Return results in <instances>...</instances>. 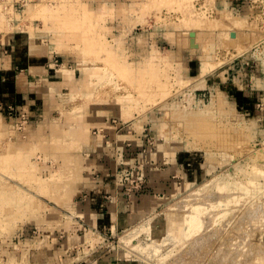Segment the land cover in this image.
Masks as SVG:
<instances>
[{
    "label": "rangeland",
    "instance_id": "rangeland-1",
    "mask_svg": "<svg viewBox=\"0 0 264 264\" xmlns=\"http://www.w3.org/2000/svg\"><path fill=\"white\" fill-rule=\"evenodd\" d=\"M0 16L1 32L22 30L46 47L63 32V46L47 58L49 76L58 73L66 81L64 88L53 87L60 103L50 119L57 129L62 123L76 126L89 109L104 106L108 116L145 130L140 145L131 151L119 148L112 161L122 189H133L136 182L127 180L142 174L159 178L169 165L173 173L165 184L156 180L160 192L143 196L139 207L120 209L119 227H93L82 213L87 203L79 194L66 204L60 201L66 171L46 145L47 132L29 143L34 120L29 118L22 133L15 116L0 119V264H76L94 254L137 264H264V0H0ZM226 17L227 30L241 32L238 38L244 39H237L243 48L216 42ZM194 30L209 41L193 42ZM207 42L218 63L201 73ZM62 66L72 71L69 79L57 70ZM142 76H147L145 94L136 84ZM218 90L223 94L217 95V105L228 114L235 106L228 118L241 120L224 119L233 132L231 142L196 141L176 121L175 111L210 104ZM160 124L169 133L158 131ZM95 126L101 125H92L91 133ZM146 133L154 137L153 146ZM55 137L75 153L68 135L61 131ZM206 150L214 153V162L207 160ZM181 157L190 160L188 169ZM54 183L59 184L55 192L47 186ZM191 212L198 213L199 227L173 235L170 225Z\"/></svg>",
    "mask_w": 264,
    "mask_h": 264
},
{
    "label": "crops",
    "instance_id": "crops-1",
    "mask_svg": "<svg viewBox=\"0 0 264 264\" xmlns=\"http://www.w3.org/2000/svg\"><path fill=\"white\" fill-rule=\"evenodd\" d=\"M63 44L64 41L56 37L55 43L46 47L41 42L33 41L30 35L22 30L14 32L0 31V119L8 118L6 110L9 105L28 111L30 118L36 122L29 137H27L30 138L28 140L32 141L29 143H35L38 138H44L42 135L47 132L46 145L52 147L54 154L59 155L61 159L59 162L60 167L62 163L70 159L71 163L69 165L80 167L81 171L73 181V187L77 189L72 192L71 198L61 202L66 204L71 201L72 196L79 194V200L87 203L82 213L89 218L88 221L93 227L100 226L108 227L110 230L115 229L121 225L119 221L122 223L121 220L118 221V211L123 207L126 209L127 206V209H130V207L135 209L139 207L143 196L147 197L149 194L160 192L156 190L157 184L155 181L160 179L159 181L164 184L167 183L173 174L172 167L165 164L168 167L164 168L163 174L160 172L159 178L153 173L142 174L139 178L144 177L145 184L143 182L140 188L134 189L128 194L125 187L122 189L123 187L114 180L113 175H115V172L112 171L114 168L112 161H114L116 153L118 154L119 148L120 150L124 148L131 151L134 146L140 145L139 142L143 141L144 134L142 131L144 130L140 132L133 130L135 128L133 121L124 125L121 129H117L112 120L113 118H120L108 116L104 106H95L89 109L84 118L78 119L80 121L76 126L72 127L70 123H62L60 124L62 128L57 129L56 124L51 122L50 119L60 103L58 92L54 93L53 87L64 88L66 87V81L58 73L54 74L53 77L49 76L50 70L47 66L52 65V63L47 65V58L50 51L63 46ZM57 70L66 75V79L71 77L72 71L68 72L70 70L68 67L62 66ZM218 92L222 93L221 90H218ZM94 124L103 126L104 132L94 134L93 128L98 127L95 126L92 128L91 133L90 127ZM160 125L158 131L161 132ZM65 130H70V132L67 134ZM61 131L68 135V138H66L69 141L68 146H72L75 153H70L67 147L58 143L60 141L55 136L57 132ZM52 134L56 143H50ZM23 136L26 137V135ZM113 138H115L116 143L114 145L112 143L114 142ZM109 139L112 141L111 143ZM129 140L132 144L127 146L126 141ZM116 141H119L120 144L118 145L121 146H118ZM184 143L186 147L191 146L190 142ZM171 145L175 147L173 142ZM109 149L112 158L108 156ZM206 157L208 161L214 162L207 155ZM132 160L135 161L136 159L132 158ZM168 161L171 164L172 159L169 158ZM164 162L167 163V160ZM180 163L188 169L190 160L181 157ZM82 194H87L86 198L81 197ZM79 220H82V218ZM82 221L86 222V220ZM119 260L121 259H117L112 254H94L91 259L76 264H137L129 258Z\"/></svg>",
    "mask_w": 264,
    "mask_h": 264
},
{
    "label": "bare ground",
    "instance_id": "bare-ground-1",
    "mask_svg": "<svg viewBox=\"0 0 264 264\" xmlns=\"http://www.w3.org/2000/svg\"><path fill=\"white\" fill-rule=\"evenodd\" d=\"M133 1V0H132ZM104 17V16H103ZM105 18V17H104ZM243 19H245V18H243ZM224 21H222L221 23H220V32L215 36V40H216V42H219L221 45H224V46H229V45H231V44H234V48H238V49H241V48H243V46H244V44H240L239 43V41L241 40V39H239L240 38V33L241 32H239V31H237V30H227V26L229 25V23L228 22H226L227 20H228V18L226 17L225 19H223ZM245 20H247V19H245ZM92 21H94V20H92ZM145 22V21H144ZM93 23V22H92ZM146 23V22H145ZM241 23V22H240ZM251 24V22L249 23V25ZM68 27V26H67ZM250 28V27H249ZM246 29H247V27H246ZM254 29V28H253ZM240 30V29H239ZM256 30V29H255ZM195 31V30H194ZM244 31V30H243ZM249 31H250V29H249ZM248 31V33L250 34L251 32H253V31H250L249 32ZM264 31V30H263ZM247 32V31H246ZM62 31H61V35H59V36H57V37H59L60 38V40H62V41H64V38H63V36H62ZM261 33V32H260ZM81 34V33H80ZM244 34H245V31H244ZM243 34V35H244ZM247 34V33H246ZM68 35H69V33H68ZM242 35V34H241ZM191 36H192V41L193 42H200L201 44H202V39H204V38H202V37H200L201 36V33H198L197 31H195V32H193V33H191ZM205 36V35H204ZM210 36V35H209ZM238 36H239V38H238ZM246 36V35H245ZM250 36V35H249ZM251 37V36H250ZM73 38V37H72ZM211 38V37H210ZM239 39V41H238V39ZM78 39V38H77ZM208 39V41H209V37L208 36H206V39H204V40H207ZM244 39V38H243ZM242 39V40H243ZM251 38H248V39H246L245 40V42H249V40H250ZM204 40H203V42H204ZM242 40L240 41V42H242ZM81 41V40H80ZM206 42V41H205ZM238 42V43H237ZM244 42V43H245ZM72 43V42H71ZM81 43V42H80ZM107 43V42H106ZM250 43V42H249ZM246 44V43H245ZM252 44V43H251ZM199 45V44H198ZM73 46V45H72ZM216 46V45H215ZM249 46V45H248ZM251 46V45H250ZM211 47H213L212 46V43L210 42H207V46H204V49L202 50V53H201V60H200V62H201V73L202 72H207L208 70H211L212 68H214L215 66H216V64L218 63V61H215V59H213V52L211 51ZM233 47V46H232ZM196 49H198L199 48V46H196L195 47ZM194 48V49H195ZM245 48V47H244ZM227 49V48H226ZM245 49H247V48H245ZM220 50V49H219ZM244 50V49H243ZM237 51H242V50H237ZM241 53V52H240ZM239 54V53H238ZM235 56V55H234ZM238 56V55H237ZM213 59V60H212ZM156 65V64H155ZM162 68V67H161ZM68 72H71V70H68ZM162 72V71H161ZM160 72V73H161ZM199 72V73H200ZM149 73L150 74H152L153 75V73L155 74V72L154 71H149ZM157 73V72H156ZM165 73V72H164ZM166 74V73H165ZM204 74V73H203ZM170 75V74H169ZM135 76V75H134ZM149 76V75H148ZM202 76V75H201ZM143 77V81L141 80V79H137L136 80V84H137V86H138V88H139V90L141 91V92H143L144 94L145 93H147V90H146V86H148V85H146L145 84V80H146V78H147V76H146V78H145V80H144V77L145 76H142ZM141 77V78H142ZM151 78H152V76H150ZM166 77V76H165ZM160 78H163V76L161 77L160 76ZM170 78V77H169ZM168 78V79H169ZM136 79V78H135ZM149 79V78H148ZM134 80V79H133ZM155 80V79H154ZM163 80V79H162ZM149 81V80H148ZM161 81V80H160ZM159 81V82H160ZM134 82V84H135V81H133ZM138 82V83H137ZM162 82H164V80L162 81ZM162 82H161V84H162ZM149 83V82H148ZM150 83H151V81H150ZM153 83H154V81H153ZM152 83V84H153ZM166 84V83H165ZM154 85H156L155 83H154ZM160 85V84H159ZM171 85H172V83H171ZM136 86V85H135ZM153 86V85H152ZM151 86V87H152ZM158 86V85H157ZM175 86V85H174ZM180 86V85H179ZM150 87V86H149ZM154 87V86H153ZM181 87V86H180ZM137 88V89H138ZM157 88V87H156ZM165 88V87H164ZM136 89V88H135ZM151 89V88H150ZM160 90V89H159ZM148 91H150V90H148ZM158 91V90H157ZM156 91V92H157ZM155 92V90L153 91V93ZM161 92V91H160ZM151 93V92H150ZM149 93V94H150ZM142 93H140V95H141ZM155 94V93H154ZM157 94V93H156ZM172 94V93H171ZM217 95L219 96L220 95V92H218V94H214L213 95V99H212V102L210 103V104H206V105H204L203 107H199L198 109H184V110H182V108H180L181 109V111H179L178 110V112L177 111H175V114H174V118L176 119V121L178 122V121H180L181 123H182V125H183V129H184V131L186 132V133H189V134H191L192 133V135H193V137H194V139L197 141V139L200 137H203V139H205L206 140V138H209V139H211L212 141H214V140H217L219 143H221V144H225L226 142H228V141H230L231 140V135L233 134V132H232V134H230L229 132H228V130H227V127H226V125L230 122V120H231V122H233L234 124H236V122H237V120L238 119H240V117H238L237 116V118L238 119H235V120H233V119H231V118H228V116L229 115H231V114H233L235 111H236V109L232 106V107H230V113L228 114V113H225V110H222L221 108H220V106H218L217 105V103H216V101H217V99H216V97H217ZM164 96V95H163ZM220 97V96H219ZM167 103V102H166ZM219 104V103H218ZM181 107V106H180ZM174 111V110H173ZM228 118V119H227ZM224 119H227L228 120V123L227 122H224ZM241 120V119H240ZM223 123H225L224 125H223ZM233 123H230L231 125H233ZM238 123H239V120H238ZM241 124V123H240ZM252 124L253 123H251L250 124V126H248V127H250L251 128V126H252ZM233 126H235V125H233ZM242 126H244V125H241L240 126V128H242ZM229 127V126H228ZM253 127V126H252ZM190 129H195L196 131H194V132H192ZM229 129H230V127H229ZM254 129V128H253ZM160 130H161V132L163 133V134H167V133H169L168 132V129H165V127H164V124H161L160 125ZM231 130H233V129H231ZM243 131V130H242ZM241 131V132H242ZM250 131H251V129H250ZM250 131H248V132H250ZM198 132H199V134H198ZM244 133V132H243ZM242 133V134H243ZM245 134V133H244ZM249 134V133H248ZM235 135V134H234ZM238 135V134H237ZM240 135V134H239ZM252 135V134H251ZM187 136V135H186ZM242 136V135H241ZM245 136V135H244ZM246 136H247V133H246ZM250 137V136H249ZM234 138V137H233ZM232 138V139H233ZM241 138V137H240ZM246 138V137H245ZM247 139V138H246ZM202 140V139H201ZM240 140V139H239ZM242 140H243V138H242ZM245 140V139H244ZM249 140V139H248ZM251 140V139H250ZM198 141H199V139H198ZM241 141V140H240ZM207 142V141H206ZM209 142V141H208ZM231 142V141H230ZM233 142V141H232ZM245 142V141H244ZM190 143H191V141H190ZM204 143V142H203ZM236 143V142H235ZM238 143V142H237ZM240 143H243V142H240ZM246 143H248V142H246ZM250 143V142H249ZM207 144V143H206ZM5 145H7V144H5ZM220 145V144H219ZM227 145V144H226ZM225 145V146H226ZM229 145H230V143H229ZM236 145V144H235ZM246 145H248V144H246ZM206 146V145H205ZM213 146V145H212ZM215 146V145H214ZM218 146V145H217ZM224 146V147H225ZM234 146V145H233ZM209 147V146H208ZM216 147V146H215ZM220 148L222 147L223 148V146H219ZM235 147V146H234ZM249 147V146H248ZM228 148V147H227ZM236 148V147H235ZM245 148V147H244ZM212 149V148H211ZM231 149V148H230ZM242 149H243V146H242ZM208 150V149H207ZM207 150H206V155L208 156V158H211V159H214V160H216L215 159V156H214V153H209V152H207ZM228 150H229V148H228ZM231 150H233V149H231ZM230 150V151H231ZM237 149H235L234 150V152L236 151ZM238 150H240V149H238ZM244 150V149H243ZM243 150H240V151H243ZM245 150H246V148H245ZM239 151V152H240ZM244 152V151H243ZM12 160V159H11ZM15 161L16 162H22V161H20L19 159H15ZM71 163V159L70 160H68L67 162H64V163H62L61 164V169H63L64 171H66L65 172V174L64 175H66L65 176V178H66V183H65V185L67 186L62 192H60L61 194L63 193V200H60V201H64V200H66V199H69V198H71L70 196L72 195V192H74L75 191V189H77V188H75V187H73V181L76 179V177H77V175H79V172L81 171L80 170V167L79 166H73V165H69ZM28 165V164H27ZM262 171H264V169L262 170ZM39 175V174H38ZM24 176V175H23ZM57 176V175H56ZM26 177V176H25ZM10 178V177H9ZM12 178H13V176H12ZM19 178V177H18ZM27 178V177H26ZM14 179V178H13ZM44 179V177L43 178H41V181H44L43 180ZM19 180V179H18ZM37 183H39V182H37ZM40 186V185H39ZM45 186V185H44ZM47 186H53L52 187V190L51 191H53V192H55L56 190H54V188H56L57 190H58V187H59V184L58 183H54V184H51V185H47ZM45 188V187H44ZM48 188V187H47ZM51 188V187H50ZM27 193V192H26ZM22 194V193H21ZM5 199V198H4ZM7 199V198H6ZM6 201V200H5ZM13 203V202H12ZM5 206V205H4ZM189 206V205H188ZM192 206H194V205H192ZM2 207V206H1ZM191 207V206H190ZM189 208V207H188ZM205 208V207H204ZM190 210H191V208H189ZM196 209L199 211V206H196ZM1 210V209H0ZM188 210V209H187ZM195 210V209H194ZM201 210H202V207H201ZM204 211V210H203ZM195 212V211H194ZM202 212V211H201ZM5 213V212H4ZM190 213V212H189ZM192 213V212H191ZM9 215V214H8ZM14 217V216H13ZM200 217H201V215H200ZM5 219V218H4ZM199 217H198V213L196 212V213H192V214H188V215H185V216H183V218H181V221H175L174 222V224H171L170 226H172V231L174 232V234L173 235H175V232H177L178 234H181V233H185L186 232V230H185V228L187 229V230H191L192 228H198L199 227ZM183 223H186V226L183 224ZM6 224V223H5ZM8 224V223H7ZM9 225V224H8ZM184 225V226H183ZM4 227V226H3ZM7 227V226H6ZM188 232V231H187ZM186 234V233H185ZM24 259V258H23ZM17 260H19V259H17ZM20 262H22V260L20 261Z\"/></svg>",
    "mask_w": 264,
    "mask_h": 264
},
{
    "label": "built area",
    "instance_id": "built-area-1",
    "mask_svg": "<svg viewBox=\"0 0 264 264\" xmlns=\"http://www.w3.org/2000/svg\"><path fill=\"white\" fill-rule=\"evenodd\" d=\"M6 113H7L8 117L15 116L13 121H14V125H15L16 129L19 132L25 133V128H26V126L29 123V118H30L29 113L27 111H24V110L16 111L15 107L12 106V105H9L7 107ZM112 122L116 125L117 129H121L122 127H124V125H126V123L123 120H121V119L113 118ZM103 132H104V127L103 126H98V127L93 128V133L94 134H102ZM146 136H147L146 137L147 140L149 141V145L153 146L152 143L154 142L153 141L154 137L152 135H150V133H146ZM131 144L132 143H131L130 140L126 141V145L127 146H129ZM137 178H138V180H136L135 177L130 179V180L129 179L127 180L128 183H133L134 181L136 182L134 185H132L133 189H131V188L127 187V186L125 187V189H126L128 194H130V192L132 190L140 188L142 186L143 179L139 178V177H137ZM86 196H87V194H82L81 197L86 198Z\"/></svg>",
    "mask_w": 264,
    "mask_h": 264
}]
</instances>
